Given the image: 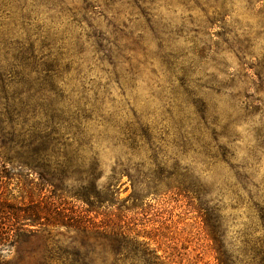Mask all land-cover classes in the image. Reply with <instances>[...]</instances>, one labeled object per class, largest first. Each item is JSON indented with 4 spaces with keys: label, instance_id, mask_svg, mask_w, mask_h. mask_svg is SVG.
Listing matches in <instances>:
<instances>
[{
    "label": "rangeland",
    "instance_id": "374dc122",
    "mask_svg": "<svg viewBox=\"0 0 264 264\" xmlns=\"http://www.w3.org/2000/svg\"><path fill=\"white\" fill-rule=\"evenodd\" d=\"M114 1L115 7L106 9V0H88L95 8L89 15L92 26L109 42L116 39L123 52L116 69L119 80L103 72L107 65L97 59L101 54L92 41L79 39L84 50L82 75L72 72V78L64 80L67 86L57 79L49 82L43 74H28L13 56L19 48L16 40L35 34L37 28L63 33L70 19L56 20L58 12L51 17L43 0L11 3L17 28L9 32L10 43L0 46V198L21 206L48 195L49 188L35 186L36 177L25 165L36 147L32 142L59 138L63 128L77 129L78 122L84 139L94 143L101 196H109L107 189L113 188L118 207L125 206L120 227L128 239L156 251L167 264H219L206 227L211 219L203 216V209L222 207L220 224L228 254L238 252L253 231L262 235L261 225L247 192L237 191L234 170L221 161L209 165L197 154V143L186 153L181 145L193 132L194 107L189 102L194 100L228 125L222 142L232 154L229 164L246 168L250 187L254 192L253 185L259 188L258 200L264 197L261 16L247 0H229L223 9V0H210V8L192 9L184 0H140L148 5L136 6V0ZM65 2L64 9L82 7L81 0ZM213 8L219 11L215 14ZM78 29L73 36L69 33L71 38L77 37ZM32 39L39 48L41 33ZM165 60L175 64L172 72ZM131 67L133 76L126 72ZM180 69L192 82L187 84L194 94L190 98L176 93L183 77ZM129 138L134 140L133 151L128 150ZM142 173L191 178L184 180L180 191L148 194L137 202L129 198L133 192L129 176ZM66 186L68 191L78 189L71 180ZM196 187L207 196L185 191ZM65 199L69 207H82L69 194ZM68 237L61 240L63 247L69 244ZM19 242L1 252L0 264H36L41 253L32 254L31 249L45 250L48 244L46 234L21 237Z\"/></svg>",
    "mask_w": 264,
    "mask_h": 264
},
{
    "label": "trees",
    "instance_id": "16d2710c",
    "mask_svg": "<svg viewBox=\"0 0 264 264\" xmlns=\"http://www.w3.org/2000/svg\"><path fill=\"white\" fill-rule=\"evenodd\" d=\"M31 1L34 2V0ZM43 1L51 17L58 12L59 16L56 20L67 17L70 19L69 25L63 33H51L49 29L42 32L41 28H37L35 34L25 36L22 41L16 40L15 44L19 48L13 58L19 63L20 68L28 74H43L49 82H54L55 79L60 80L67 86L68 83L64 80L69 81L72 78V72L82 75L81 61L84 50L79 39H86L87 42L92 41L95 51L101 54L97 59L101 63H106L107 68L103 72L113 76V79H118L116 69L121 59H124L123 52L117 45L116 39L109 42L92 26L89 15L95 8L91 3L88 0H81V9L69 10L63 7L65 0ZM184 1L190 5L191 9L210 8V0ZM247 1L248 5L261 16L260 25L263 33L260 35H264V0ZM12 2L13 0H0V46L2 47L6 42L10 43L9 32L17 28L9 10ZM228 2L229 0H223L220 4L221 9L225 8ZM94 3L97 4V2ZM115 3L114 0H106L105 8L113 9ZM136 3L148 5L140 0H136L135 6ZM213 9L215 14L219 11L218 8ZM141 14H143L142 11ZM74 28H79V32L77 37L71 38L69 33L72 35ZM38 32L41 33L42 42L39 48H36V39H32V36L37 37ZM141 37L140 35L138 39L140 40ZM104 41L106 45L103 44ZM2 57L6 61L5 55ZM163 63L170 72L172 68H175V64L169 60ZM10 66L7 67L10 69ZM132 68L134 67L126 71L129 76L135 75ZM9 71L15 70L10 69ZM180 72L183 77L179 79L176 93L190 98L194 94L189 87L192 83L189 80V74L182 69ZM188 83L190 85L187 88ZM103 88H106V85ZM189 103L194 107L193 132H190L191 138L187 140V144L181 145V151L186 153L189 147L197 143L199 150L197 154L210 162L209 165L217 161L227 163L235 172L237 191L247 192L248 201L256 212L262 229V235H256L253 231L238 252L228 254L220 224L222 207L215 204L207 209L208 211L203 209V216L208 215L211 219V224H206V227L210 232L217 254L216 259L219 264H264V197L261 201L258 200L259 188L253 185L257 189L254 192L250 187L252 179L246 174V168H236L229 164L232 154L222 142L228 125L223 124L219 116L209 113L206 107L197 106L194 100ZM245 111H248L247 107ZM78 125L80 123L76 122L77 129L63 128L64 132L59 138L53 136L48 141L35 140L32 142L36 147L32 150L33 154L30 159L27 158L25 165L30 170L29 174H34L36 177L35 186L49 188V194L35 201L30 200L21 206L0 198V257L3 250L18 245L21 237L26 239L46 234L48 244L45 250L31 249L32 254L37 251L41 253L36 264H167L161 256L156 254V251L149 250L135 240L128 239L121 230L120 224L124 222L122 217H125L122 209L125 206L120 204L121 207H118L119 202L115 198L116 192L113 188L107 189L109 196H101L97 186L99 165L94 154V143L84 139L85 134L78 128ZM129 140L128 150L133 151L134 140L132 138ZM88 155H91L90 163L86 164ZM188 175L142 173L138 176H129L133 188L129 198L143 202L148 194L157 195L161 192L180 191L184 180L191 178ZM70 180L78 188L76 191L67 190L66 183ZM185 191L197 197L207 196V192L201 191L200 187L191 190L185 188ZM66 194L71 195L75 202L81 203L82 207H75V205L69 207L65 199ZM237 197L240 199L241 195L237 194ZM207 212L210 213L207 214ZM62 231L65 233H61ZM66 235H69V244L63 247L64 241L61 240H65ZM56 246L58 250L54 249Z\"/></svg>",
    "mask_w": 264,
    "mask_h": 264
}]
</instances>
